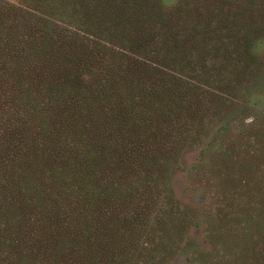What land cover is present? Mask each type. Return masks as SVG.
I'll use <instances>...</instances> for the list:
<instances>
[{
  "label": "trees",
  "instance_id": "obj_1",
  "mask_svg": "<svg viewBox=\"0 0 264 264\" xmlns=\"http://www.w3.org/2000/svg\"><path fill=\"white\" fill-rule=\"evenodd\" d=\"M263 42L264 0H0V264H264Z\"/></svg>",
  "mask_w": 264,
  "mask_h": 264
},
{
  "label": "rangeland",
  "instance_id": "obj_2",
  "mask_svg": "<svg viewBox=\"0 0 264 264\" xmlns=\"http://www.w3.org/2000/svg\"><path fill=\"white\" fill-rule=\"evenodd\" d=\"M258 56L261 58H264V42L262 45L258 48ZM253 99V98H252ZM264 112V111H263ZM262 112L259 111L257 107H254L252 110H250L246 116H245V122L246 123H253L254 119L257 115H261ZM242 115V114H240ZM248 117V118H247ZM236 123L232 124V126H238L239 121H235ZM219 128H227L224 125L218 126L216 129ZM216 132H213L211 136L205 139V142L197 149L194 148L193 151H190L187 155H185L184 160L182 163L178 166V169L174 172L173 176L171 177V186L175 193V196L177 199H179L183 204L186 206H189L193 209H202L205 206L209 207L212 203V197L210 193V188H214L216 186V180L214 178V175L211 174L208 177H195L192 175V169L199 166L202 170V172L206 169L204 164H206V158L208 157V153L204 156L202 153L203 150L208 146V141L212 140ZM219 138L218 136H216ZM202 166V167H201ZM209 173V172H208ZM235 179L241 178L242 181H245L246 179H250L248 176H242L239 175V177H234ZM214 194V192H212ZM201 216V215H200ZM200 225L198 227H192L191 229V240L193 242H196L199 247H203L204 245V239H205V232L207 228H205L204 224L208 222V220H204L203 218L199 220ZM190 241L188 238L184 240V247L185 242L186 245L189 244ZM221 245V244H218ZM183 247V248H184ZM187 251V250H186ZM185 251V252H186ZM231 250H228L222 246V248L217 249L215 253V259L214 261L216 264H226L227 262L231 261ZM183 252L178 253L177 255H171V258L169 259V262L167 264H198L197 262H192L187 260V257H192L190 253ZM237 254V252H236ZM187 256V257H186Z\"/></svg>",
  "mask_w": 264,
  "mask_h": 264
}]
</instances>
